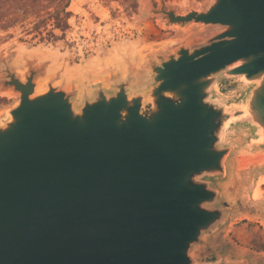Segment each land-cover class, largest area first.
Here are the masks:
<instances>
[{
  "label": "water",
  "instance_id": "obj_1",
  "mask_svg": "<svg viewBox=\"0 0 264 264\" xmlns=\"http://www.w3.org/2000/svg\"><path fill=\"white\" fill-rule=\"evenodd\" d=\"M152 12L222 30L151 62L144 92L120 79L77 107L75 92L53 81L39 92L38 71L23 79L6 63L3 85L19 101L0 126V264H193L225 218L204 178L225 174L230 124L264 145V0ZM223 73L250 85L243 99L217 97Z\"/></svg>",
  "mask_w": 264,
  "mask_h": 264
},
{
  "label": "rangeland",
  "instance_id": "obj_2",
  "mask_svg": "<svg viewBox=\"0 0 264 264\" xmlns=\"http://www.w3.org/2000/svg\"><path fill=\"white\" fill-rule=\"evenodd\" d=\"M214 0H71V26L64 38L39 42L15 28L0 33V126L9 120L19 101L12 88L5 87L7 66L21 78L38 71L37 87L48 83L75 92L80 107L92 99L99 87L115 90V82L130 80L129 91L147 90L152 81L151 62H160L179 47L205 45L222 30L219 25L170 24L163 13L185 14L205 11ZM250 85L240 76L223 73L215 84L218 98L240 101ZM221 145L229 148L225 174L205 176L219 193L215 207L226 210L225 218L202 236L191 257L193 264H264V250L253 247V239L264 242V197L256 188L264 177V145L254 129L245 123L230 124Z\"/></svg>",
  "mask_w": 264,
  "mask_h": 264
},
{
  "label": "trees",
  "instance_id": "obj_3",
  "mask_svg": "<svg viewBox=\"0 0 264 264\" xmlns=\"http://www.w3.org/2000/svg\"><path fill=\"white\" fill-rule=\"evenodd\" d=\"M71 0H0V33L15 28L24 36L39 42H53L64 38L71 26ZM5 102L0 97V106ZM257 251L264 250V242L253 239Z\"/></svg>",
  "mask_w": 264,
  "mask_h": 264
},
{
  "label": "bare ground",
  "instance_id": "obj_4",
  "mask_svg": "<svg viewBox=\"0 0 264 264\" xmlns=\"http://www.w3.org/2000/svg\"><path fill=\"white\" fill-rule=\"evenodd\" d=\"M38 91H39V92L44 91L43 86H39V87H38Z\"/></svg>",
  "mask_w": 264,
  "mask_h": 264
}]
</instances>
